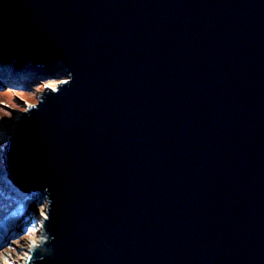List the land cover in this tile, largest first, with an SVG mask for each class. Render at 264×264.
Here are the masks:
<instances>
[{"label": "water", "instance_id": "water-1", "mask_svg": "<svg viewBox=\"0 0 264 264\" xmlns=\"http://www.w3.org/2000/svg\"><path fill=\"white\" fill-rule=\"evenodd\" d=\"M0 62L68 75L5 147L27 264H264V0H0Z\"/></svg>", "mask_w": 264, "mask_h": 264}, {"label": "rangeland", "instance_id": "rangeland-1", "mask_svg": "<svg viewBox=\"0 0 264 264\" xmlns=\"http://www.w3.org/2000/svg\"><path fill=\"white\" fill-rule=\"evenodd\" d=\"M67 76L66 72L65 75H52L40 79L35 85L32 84L34 82H31L30 86L21 91L14 89L11 84L9 86V83L0 81V112L4 113L2 116H5L8 126L4 132L2 131V137L9 140L10 132L15 123V116L35 104L37 96L45 87L56 88L57 84L66 79ZM5 147L6 145H3V157ZM4 164L6 166L5 161ZM16 206L15 215L8 219L6 217V222L0 225V236L7 232L11 237L10 241L4 240L0 243V264H23L31 241L40 240L39 228L48 217L49 206L47 201L39 199L36 195L31 196L29 200L16 204ZM42 239H45V232Z\"/></svg>", "mask_w": 264, "mask_h": 264}, {"label": "trees", "instance_id": "trees-1", "mask_svg": "<svg viewBox=\"0 0 264 264\" xmlns=\"http://www.w3.org/2000/svg\"><path fill=\"white\" fill-rule=\"evenodd\" d=\"M65 75V69L62 66L48 67L36 69L32 64L22 67H17L16 64H7L0 62V81L9 83V86L16 90H25V87L36 84L40 79L51 77L52 75ZM11 84V85H10ZM0 225L4 224L9 217L15 215L16 204H20L25 200H29L31 196L36 195L33 191H25L18 187L9 177V173L4 164L2 155L3 145H6L8 140L3 138L2 131L8 127L6 118L0 112ZM10 130V128H9ZM20 222V221H19Z\"/></svg>", "mask_w": 264, "mask_h": 264}, {"label": "bare ground", "instance_id": "bare-ground-1", "mask_svg": "<svg viewBox=\"0 0 264 264\" xmlns=\"http://www.w3.org/2000/svg\"><path fill=\"white\" fill-rule=\"evenodd\" d=\"M17 116H15V119H16ZM39 233L41 234V237H40V240L36 241V240H33L31 241V244H30V248L28 250V254L26 256V258L24 259V263L23 264H27L28 263V260H29V257H30V254H31V251L35 249V247L39 246L40 243L42 242V238L44 236V222L42 223V226L39 228ZM7 232H4L2 234V236H0V243H2V241L6 240V241H10L9 239L11 238ZM7 236V237H6Z\"/></svg>", "mask_w": 264, "mask_h": 264}]
</instances>
